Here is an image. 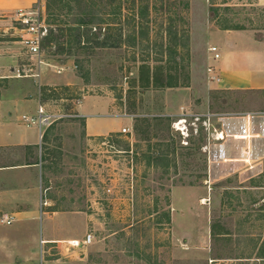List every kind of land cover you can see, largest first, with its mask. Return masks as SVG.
<instances>
[{"label": "rangeland", "instance_id": "obj_1", "mask_svg": "<svg viewBox=\"0 0 264 264\" xmlns=\"http://www.w3.org/2000/svg\"><path fill=\"white\" fill-rule=\"evenodd\" d=\"M38 1L53 34L65 33L45 43L39 63L20 41L16 12L1 16L0 97L13 89L29 104L20 122L36 115L37 94L62 116L39 132L36 150L0 147V166L37 162L34 191L18 182L24 168L0 170V215L16 217L0 223V264H264V89L220 88L201 29L206 9L213 27L264 38V6L36 0L30 7ZM79 18H93L81 43ZM170 23L177 36L169 38ZM105 36L113 46H97ZM83 99L89 131L101 135L86 134L77 112ZM242 115L252 116L255 134L243 154L234 135ZM87 233L88 246L68 243Z\"/></svg>", "mask_w": 264, "mask_h": 264}, {"label": "crops", "instance_id": "obj_2", "mask_svg": "<svg viewBox=\"0 0 264 264\" xmlns=\"http://www.w3.org/2000/svg\"><path fill=\"white\" fill-rule=\"evenodd\" d=\"M36 0H0V18L7 16L18 9L30 7ZM260 6H264V0H256ZM207 10L204 11V20L202 25L203 38L208 40L209 45H217L221 52V57L214 61L217 72L221 79L220 88L227 89H264V38L257 37L254 31L249 29H223L213 27L208 16ZM3 19H0V22ZM213 38L214 40H211ZM209 47V46H208ZM207 47V50H208ZM7 71V68L0 65V74ZM3 89L0 97V147L9 146H30L36 150L39 141V127L35 124L27 125L20 122L18 111L27 108L29 104L21 103L20 97L16 92ZM39 100V95L37 94ZM85 99L81 100L77 106V112L85 118V130L88 136L101 134H92L89 131L90 114L84 112ZM29 108V107H28ZM35 109V107H31ZM31 110V111H33ZM239 132H234L236 140H241L244 147L242 154L246 152L250 141L254 138L252 116H238L235 118ZM250 135V136H249ZM242 136V137H241ZM10 167L24 168L18 182H23L24 192L34 191L36 182L37 162L36 160L26 161L24 164L16 166H0V170ZM21 189V190H22ZM4 190L0 185V192ZM23 192V191H22ZM1 204V203H0ZM2 264V263H1Z\"/></svg>", "mask_w": 264, "mask_h": 264}, {"label": "built area", "instance_id": "obj_3", "mask_svg": "<svg viewBox=\"0 0 264 264\" xmlns=\"http://www.w3.org/2000/svg\"><path fill=\"white\" fill-rule=\"evenodd\" d=\"M15 20L20 23V41L24 46L26 52L36 59L39 63L44 61L46 54L45 41L50 32L51 23L48 20L46 5L42 1H38L32 7L18 9L15 13ZM208 51L213 60L221 57L220 49L217 45H210ZM208 72L211 79L220 80L221 77L217 74V68L210 63L208 65ZM41 97V96H39ZM62 115L50 113L44 106L41 98H39L36 115L24 114L22 119L27 125L37 123L41 135L44 127L51 123L55 117ZM36 125V124H35ZM127 131V128H123ZM16 220L15 215L9 212H3L0 215V223L10 225ZM93 241V234L87 233L83 238L69 239L68 243L74 247H86Z\"/></svg>", "mask_w": 264, "mask_h": 264}, {"label": "trees", "instance_id": "obj_4", "mask_svg": "<svg viewBox=\"0 0 264 264\" xmlns=\"http://www.w3.org/2000/svg\"><path fill=\"white\" fill-rule=\"evenodd\" d=\"M188 7H189V3H186L185 8H188ZM48 10H50V5L48 7ZM48 12H49V16H50L51 12L50 11H48ZM142 12L143 11L141 10V14H142ZM92 21H93V18H89L88 20L84 19V18H79V20L77 21L78 25H77V28H76V30H78V33L76 34L77 37L75 38V41H77L78 43H81L82 42V40H81L82 36H87L88 39L90 40V34H91V31H92V27L91 26L88 27V26L92 23ZM49 22L52 23V21H50V20H49ZM171 25L173 26V24L170 23L169 27L167 28V35H168L169 38H170V36L172 34H175V36H177L176 32L171 28ZM81 28H86V29L82 30ZM95 28H96V30H98V28L96 26H95ZM223 29H233V28L232 27H223ZM60 30L62 31V33L58 36V35L53 34V29H50L49 35H48V37H47V39L45 41L46 45L49 42L57 40V39H59L60 37L63 36V34L65 33V29L64 28H60ZM71 30L72 29L70 28V31ZM101 30H102V28L99 29V32H101ZM99 32L98 33H93V35L96 38H100L99 37V34H100ZM111 38H112L111 36H105L104 39L97 40L96 44H97V46L99 45V46H103V47L113 46L112 43H110L111 42ZM135 39H136V36H133V43L135 42ZM187 39L189 40V34L187 36ZM72 40L73 39L71 38L69 40V42H71ZM60 44H62V43H60ZM61 49L64 50V47L62 46ZM116 134H119V133H116Z\"/></svg>", "mask_w": 264, "mask_h": 264}, {"label": "bare ground", "instance_id": "obj_5", "mask_svg": "<svg viewBox=\"0 0 264 264\" xmlns=\"http://www.w3.org/2000/svg\"><path fill=\"white\" fill-rule=\"evenodd\" d=\"M221 136V135H220Z\"/></svg>", "mask_w": 264, "mask_h": 264}]
</instances>
